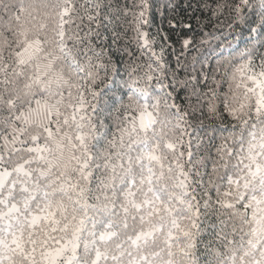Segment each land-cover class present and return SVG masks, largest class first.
Segmentation results:
<instances>
[{"label": "snow or ice", "instance_id": "6c2138e0", "mask_svg": "<svg viewBox=\"0 0 264 264\" xmlns=\"http://www.w3.org/2000/svg\"><path fill=\"white\" fill-rule=\"evenodd\" d=\"M0 264H264V0H0Z\"/></svg>", "mask_w": 264, "mask_h": 264}, {"label": "trees", "instance_id": "16d2710c", "mask_svg": "<svg viewBox=\"0 0 264 264\" xmlns=\"http://www.w3.org/2000/svg\"><path fill=\"white\" fill-rule=\"evenodd\" d=\"M84 0H77V3L80 4V3H83ZM116 3H120V4H123L125 2V0H115ZM131 19V17H129V20ZM76 23H79V20L77 19L76 20ZM73 27H75V24L73 25ZM119 31L121 32V39L119 41V46L120 47H123L124 45H128V47L132 50V51H136V46H135V43L132 42L131 38L134 36V33L132 32L131 30V27L129 25H124V27L120 28ZM153 32H155V28L152 29ZM126 32V34H125ZM109 37H110V34H109ZM108 43L110 44L111 43V38H109V41ZM190 55H195V52L193 53H190ZM114 59L117 61V62H122V60H126L127 57L126 56H123L121 52H114ZM169 59H172L174 61V58L169 56ZM227 86L225 85V88ZM190 131H192L190 129ZM201 136H204V144L207 145L208 144V139L205 135V132L202 130L200 133H199ZM196 133H193V151L195 152L196 149H195V140H194V137H195ZM216 143H219V140L216 141ZM213 153H215V148L212 149ZM205 181L207 180V177L205 176L204 177ZM226 188V185H223L222 186V190ZM199 191V189H197ZM212 196H213V200H215V191L213 190L212 192ZM210 220L214 221L215 220V217H210L209 218ZM212 231L211 228L208 229V232L204 233L202 235V240H208L210 237L208 235V233H210ZM200 249L201 251L203 250V244H200Z\"/></svg>", "mask_w": 264, "mask_h": 264}]
</instances>
